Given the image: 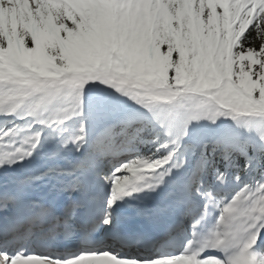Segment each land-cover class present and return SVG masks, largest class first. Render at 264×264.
Wrapping results in <instances>:
<instances>
[{"label":"snow or ice","instance_id":"1","mask_svg":"<svg viewBox=\"0 0 264 264\" xmlns=\"http://www.w3.org/2000/svg\"><path fill=\"white\" fill-rule=\"evenodd\" d=\"M0 264H264V0H0Z\"/></svg>","mask_w":264,"mask_h":264}]
</instances>
